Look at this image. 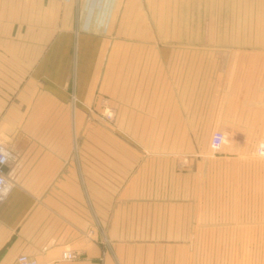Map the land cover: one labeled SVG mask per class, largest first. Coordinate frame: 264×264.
<instances>
[{
  "label": "crops",
  "instance_id": "crops-1",
  "mask_svg": "<svg viewBox=\"0 0 264 264\" xmlns=\"http://www.w3.org/2000/svg\"><path fill=\"white\" fill-rule=\"evenodd\" d=\"M103 63L122 150L114 135L99 149L87 114ZM261 124L264 0H0V141L16 157L0 264H97L105 239L108 255L138 239L140 264H196L200 232L207 264H233L243 231L197 230L194 200L159 197L190 189L213 130L238 142Z\"/></svg>",
  "mask_w": 264,
  "mask_h": 264
},
{
  "label": "rangeland",
  "instance_id": "rangeland-1",
  "mask_svg": "<svg viewBox=\"0 0 264 264\" xmlns=\"http://www.w3.org/2000/svg\"><path fill=\"white\" fill-rule=\"evenodd\" d=\"M114 35L116 38H123V32L116 31ZM106 70L107 63L101 64V77L96 89V101L93 106H87V114L89 119L93 118L94 122L98 124L99 149L107 150L109 142L111 143L109 138L114 135L117 141L115 148L122 150L124 128L117 124L118 106L113 104L108 94ZM71 98L74 103L78 100L74 93ZM89 129L91 130V128ZM216 130L225 132L227 139L223 146L214 152L210 148V139ZM216 130H213L208 146L201 152L206 157L199 163L194 177L190 180V189H175L168 192L164 190V196L159 198L165 201L177 197L194 200L193 213L208 218L207 223L197 224V230L206 228L207 230L244 232L243 238L236 239L235 249L228 247L224 250L226 253L222 252L224 255L234 258L233 264H264V126L261 124L260 136H254L253 139H251L252 136L247 135V133L250 134L252 128L244 126L242 128L244 133L240 134L241 136H236L238 142L225 130L220 128ZM91 145L90 141L84 149H92ZM93 146L95 147V143ZM7 149L9 148L7 147ZM185 185L187 186V184ZM154 198L156 197L153 196ZM225 217L232 218L231 220L237 218L238 221L223 222L222 218ZM133 218L138 222V218ZM137 222L130 225L133 232H137L139 229ZM198 234L200 235L195 240L196 264H207V241L209 238L207 239V234L203 232ZM129 241L130 247L125 248L117 243V253L108 255L106 250L113 251L114 242L103 240L102 245L105 248V253L101 254L94 262L102 264L107 262V258H110L112 264H140L139 240L130 239ZM220 250L222 251V249ZM80 261L87 260H84L83 256L79 254L77 259L68 262ZM18 264L20 263L18 262Z\"/></svg>",
  "mask_w": 264,
  "mask_h": 264
},
{
  "label": "built area",
  "instance_id": "built-area-1",
  "mask_svg": "<svg viewBox=\"0 0 264 264\" xmlns=\"http://www.w3.org/2000/svg\"><path fill=\"white\" fill-rule=\"evenodd\" d=\"M226 139H227V136H226L225 132H223L221 130L214 131L212 133V136L210 139V148L214 152L218 151L223 146V144L226 142ZM213 145H218V148L214 149ZM0 147H3L4 149L9 150L1 142H0ZM3 166H5V165H0V182H3V183H0V187H3L5 184H10L5 170L2 169ZM78 257H79V253L76 250H69L68 249V250H64L62 253V259L63 260L70 261V260H75ZM18 262L20 264H40L36 258L31 257L27 254H21L18 257Z\"/></svg>",
  "mask_w": 264,
  "mask_h": 264
},
{
  "label": "clouds",
  "instance_id": "clouds-1",
  "mask_svg": "<svg viewBox=\"0 0 264 264\" xmlns=\"http://www.w3.org/2000/svg\"><path fill=\"white\" fill-rule=\"evenodd\" d=\"M213 148H218V145H213ZM15 158L13 152L0 147V165H10L14 162ZM12 191L13 186L11 184H5L3 187H0V203L7 200L11 196Z\"/></svg>",
  "mask_w": 264,
  "mask_h": 264
},
{
  "label": "water",
  "instance_id": "water-1",
  "mask_svg": "<svg viewBox=\"0 0 264 264\" xmlns=\"http://www.w3.org/2000/svg\"><path fill=\"white\" fill-rule=\"evenodd\" d=\"M2 169L5 170L6 169L5 166H3Z\"/></svg>",
  "mask_w": 264,
  "mask_h": 264
}]
</instances>
